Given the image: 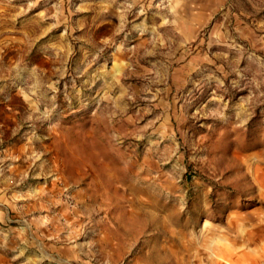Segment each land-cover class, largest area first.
<instances>
[{"label": "rangeland", "instance_id": "1", "mask_svg": "<svg viewBox=\"0 0 264 264\" xmlns=\"http://www.w3.org/2000/svg\"><path fill=\"white\" fill-rule=\"evenodd\" d=\"M0 264H264V0H0Z\"/></svg>", "mask_w": 264, "mask_h": 264}]
</instances>
